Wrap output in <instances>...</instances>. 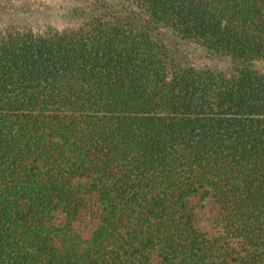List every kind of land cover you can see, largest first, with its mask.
<instances>
[{
  "label": "trees",
  "instance_id": "1",
  "mask_svg": "<svg viewBox=\"0 0 264 264\" xmlns=\"http://www.w3.org/2000/svg\"><path fill=\"white\" fill-rule=\"evenodd\" d=\"M36 1L0 0V264H264V0Z\"/></svg>",
  "mask_w": 264,
  "mask_h": 264
},
{
  "label": "rangeland",
  "instance_id": "2",
  "mask_svg": "<svg viewBox=\"0 0 264 264\" xmlns=\"http://www.w3.org/2000/svg\"><path fill=\"white\" fill-rule=\"evenodd\" d=\"M60 0H37L36 4L43 5L46 8H56L61 5ZM195 207V226L198 230L205 232L208 235H212L216 232V228L213 225V220L217 214L218 207L213 199L208 196L204 199L197 200ZM58 220V219H57ZM90 219L88 215L83 212L77 223L78 229L81 230L83 235L87 234L89 228ZM150 264H159L156 257H153Z\"/></svg>",
  "mask_w": 264,
  "mask_h": 264
}]
</instances>
